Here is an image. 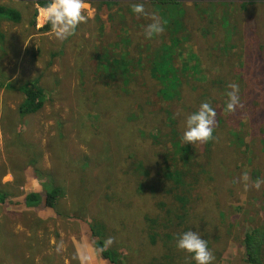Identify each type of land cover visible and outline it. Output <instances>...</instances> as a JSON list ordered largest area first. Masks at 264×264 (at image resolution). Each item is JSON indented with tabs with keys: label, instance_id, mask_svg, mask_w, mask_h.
<instances>
[{
	"label": "rangeland",
	"instance_id": "rangeland-1",
	"mask_svg": "<svg viewBox=\"0 0 264 264\" xmlns=\"http://www.w3.org/2000/svg\"><path fill=\"white\" fill-rule=\"evenodd\" d=\"M135 1L163 19L153 0ZM180 1L188 12L180 44L163 33L145 38L141 49L133 46L151 21L139 15L133 30L124 32L131 34L124 45L123 28L118 34L108 18L113 1L84 0L87 21L59 40L52 27L45 29V8L37 0H0L23 16L21 23L0 20V183H13V171L24 173L25 181L19 196L0 204V264H111L92 246L88 222L94 219L106 222L107 237L114 238L106 248L120 254V264H196L193 254L176 247L188 230L202 231L212 264H249L244 234L264 211V184L251 187L256 178L264 180V0ZM98 16L103 27L92 33L87 26ZM114 39L124 45L116 46L117 54L130 53L122 55L129 69L110 54L108 62L90 66L104 56L103 43L109 41L111 50ZM166 43L180 77L171 98L150 70V59ZM31 78L39 79L45 103L21 115L23 95L1 81L19 86ZM231 84L239 87L240 104L229 112ZM202 102L216 111L214 138L185 143L181 119ZM157 130L163 137L153 140L149 133ZM16 131L42 150L39 162L25 164L10 146ZM173 137L191 157L182 165L174 155L165 165L187 172L185 185L159 177ZM244 173L248 190L240 181ZM43 182L63 190L55 209L16 205Z\"/></svg>",
	"mask_w": 264,
	"mask_h": 264
},
{
	"label": "trees",
	"instance_id": "trees-1",
	"mask_svg": "<svg viewBox=\"0 0 264 264\" xmlns=\"http://www.w3.org/2000/svg\"><path fill=\"white\" fill-rule=\"evenodd\" d=\"M108 3L113 1L114 6L110 9L109 12V20L113 22L117 26V33L120 34L121 31V41L125 44L128 43L130 39V32L125 34L127 30L132 31L133 26H135L137 22V17L139 15L135 14L131 10V5L136 3L135 0L131 1H121V0H105ZM39 6L46 8V6L51 3V0H37ZM153 6H156L160 10H163L164 15L163 20L167 21L165 25L164 34H167L168 40L171 41L172 45L180 44V38H184L182 32L184 29L188 28L186 22V15L188 12L182 7L180 0H153ZM37 11H34V19L37 16ZM166 13H169L167 15ZM22 13L20 11L15 10L9 5L0 4V20H6L14 23H21L22 22ZM98 25H96L94 21L92 24L87 26L88 30H92V33H95L97 30L100 31L99 27H103L104 21L103 19L98 16L96 17ZM35 25V20H34ZM45 29L48 30L51 28V24L47 22L45 24ZM90 30V31H91ZM130 34V35H129ZM74 35V34H73ZM100 35V34H98ZM205 33L203 36H206ZM144 32L142 33L141 40H139V44L133 46V48H141L145 49L146 41H145ZM111 50L108 47L109 41L103 43L106 46L102 53L104 56L97 57L96 59H92L90 62V66H95L100 59L106 60L109 59L110 55H120L119 58H114L112 61L114 64H120L123 70L129 69L126 67V59L122 55H128L129 52L125 53V50L122 54H117L116 52L117 45L124 46L119 44L118 39L111 40ZM145 41V43H143ZM108 43V44H107ZM110 45V44H109ZM172 46L163 44L161 48L152 56L150 59V70L151 74L155 76L159 81L163 84V87L160 89L163 95L168 96L171 98L178 93L177 86L178 82L180 81V77L177 76V66L175 64L174 59H172ZM55 56V55H54ZM112 56V57H114ZM111 57V58H112ZM124 80L127 83H130L131 78L130 76L125 77ZM126 83V84H127ZM1 85L5 86L7 89H15L18 88L21 94L23 95V101L19 106V112L21 115H29L41 110L44 106L46 93L42 86L39 83L38 78L34 79H25L24 81L19 82V86H16V83L10 81L9 79H5L1 81ZM127 88L129 86L127 85ZM184 105V104H183ZM182 105V106H183ZM183 111H186V108L183 106ZM135 115H132L131 119H135ZM185 115L181 119V123L184 124ZM177 131V127L174 129V133ZM143 134L147 135L146 130L143 129ZM149 137L154 140V138L158 139L163 137V133L159 130L156 132H150ZM154 137V138H153ZM172 142V150L170 155L166 156L163 160V163L160 165L162 169L159 173V177H164L166 179L174 180L178 183L184 184L187 181V176L179 166L174 168L173 165L166 164V159L173 158L174 155H177V164L179 163V159L181 160L182 165L187 163L191 157L190 150L184 147L177 137H173L171 140ZM10 146L19 149V152H22V156H24L25 164L35 163L36 161L39 162L42 157V150H40L34 143L28 141L24 137L23 131H16L12 134V140L10 142ZM9 151V148L7 149ZM181 152V153H180ZM10 159H13V156H10ZM165 165V166H164ZM145 174L150 175V172L147 169L143 171ZM14 176L13 183H0V204L9 203L11 200L10 198L13 196H19L21 194L20 189L24 184V173L20 174L18 172H12ZM156 179V178H153ZM161 180V178H158ZM2 182V181H1ZM185 185V184H184ZM16 188V192L13 189ZM63 190L60 186L54 185L49 182H43L42 187L38 191L28 192L23 195V197L19 200H16V205H20L26 208H36V209H46V210H53L57 206V202L59 198L62 196ZM89 227L91 228V243L95 249H98L102 256L105 259H108L111 264H120V254L117 251H112L110 248H106V240H107V224L100 223L98 219H94L93 222H88ZM196 232L202 235L201 230H196ZM243 247L245 252V259L249 264H264V211L262 220L259 225L249 229L244 234L243 239Z\"/></svg>",
	"mask_w": 264,
	"mask_h": 264
},
{
	"label": "clouds",
	"instance_id": "clouds-1",
	"mask_svg": "<svg viewBox=\"0 0 264 264\" xmlns=\"http://www.w3.org/2000/svg\"><path fill=\"white\" fill-rule=\"evenodd\" d=\"M84 9V0H51L44 11L45 19L51 24L52 30L59 40H65L75 33L77 26L87 21V17L82 14ZM131 10L137 15H143L151 22L148 23L144 30L146 38L162 35L165 31L166 20H163L156 13H149L145 10L142 3H134ZM229 87L232 91L228 92L229 101L227 110L235 111L240 104L236 84ZM179 114V113H178ZM216 111L207 102H202L196 112L188 114L184 121V131L181 139L185 143L196 144L205 143L212 140L213 125L215 124ZM250 177L247 173L242 174L240 181L244 183L245 190H248ZM235 182V181H234ZM264 180L256 178L251 183V187L259 190ZM114 242V238L108 237L106 245ZM176 247L187 253L193 254L196 264H212L215 259L213 252L208 248L207 241L196 231L188 230L179 235L176 241Z\"/></svg>",
	"mask_w": 264,
	"mask_h": 264
}]
</instances>
